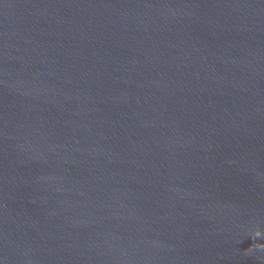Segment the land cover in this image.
Listing matches in <instances>:
<instances>
[{"label": "water", "instance_id": "1", "mask_svg": "<svg viewBox=\"0 0 264 264\" xmlns=\"http://www.w3.org/2000/svg\"><path fill=\"white\" fill-rule=\"evenodd\" d=\"M254 244L264 0H0V264H264Z\"/></svg>", "mask_w": 264, "mask_h": 264}, {"label": "clouds", "instance_id": "2", "mask_svg": "<svg viewBox=\"0 0 264 264\" xmlns=\"http://www.w3.org/2000/svg\"><path fill=\"white\" fill-rule=\"evenodd\" d=\"M251 236L253 238H260L262 237V233L259 231H254L253 233H251ZM253 247L255 248H264V244H254Z\"/></svg>", "mask_w": 264, "mask_h": 264}]
</instances>
